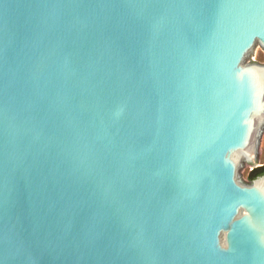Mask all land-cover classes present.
Here are the masks:
<instances>
[{
    "label": "water",
    "instance_id": "water-1",
    "mask_svg": "<svg viewBox=\"0 0 264 264\" xmlns=\"http://www.w3.org/2000/svg\"><path fill=\"white\" fill-rule=\"evenodd\" d=\"M264 0H0V264H264Z\"/></svg>",
    "mask_w": 264,
    "mask_h": 264
},
{
    "label": "rangeland",
    "instance_id": "rangeland-1",
    "mask_svg": "<svg viewBox=\"0 0 264 264\" xmlns=\"http://www.w3.org/2000/svg\"><path fill=\"white\" fill-rule=\"evenodd\" d=\"M251 62H257L264 64V47L259 46L258 49L256 50L255 54L249 61ZM264 163V150L259 154L257 158L253 159H247L243 158V166H242V183H249L247 180V174L248 172L253 169L256 166H259Z\"/></svg>",
    "mask_w": 264,
    "mask_h": 264
},
{
    "label": "trees",
    "instance_id": "trees-1",
    "mask_svg": "<svg viewBox=\"0 0 264 264\" xmlns=\"http://www.w3.org/2000/svg\"><path fill=\"white\" fill-rule=\"evenodd\" d=\"M264 174V163L254 167L247 174L248 182H251L255 177Z\"/></svg>",
    "mask_w": 264,
    "mask_h": 264
}]
</instances>
